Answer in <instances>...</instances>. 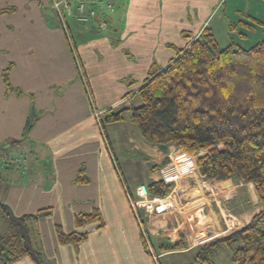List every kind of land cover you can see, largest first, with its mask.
Segmentation results:
<instances>
[{"label": "crops", "instance_id": "crops-1", "mask_svg": "<svg viewBox=\"0 0 264 264\" xmlns=\"http://www.w3.org/2000/svg\"><path fill=\"white\" fill-rule=\"evenodd\" d=\"M227 2L114 0L105 29H98L94 20L67 24L66 33L50 0H0V150L2 156L19 155L27 164L24 173L13 167L0 170V203L17 217L48 213L37 221L39 245L47 260L54 264H158V260L175 258L172 264H193L202 241L222 238L242 227L246 215L257 207L253 188L237 179L213 181L224 186L223 192L210 191L206 185L194 191L197 158L172 144L138 140L135 129L126 132L121 151L132 164L143 163L137 168L130 164L127 174L122 172L115 167V138L107 128L126 124V119L104 127L108 149L92 115L95 110L116 111L125 99L127 106L138 104L136 93L150 68L167 67L177 51L187 49L205 28L214 37L218 27L230 34L233 22L225 14ZM231 13L257 19V13L236 7ZM6 69L10 90L2 78ZM30 120L34 121L24 135ZM180 162L187 163L192 174L180 181L174 197L178 205L173 202L172 209L161 215L138 209L137 220L128 200L146 196L148 181H160V171L172 172ZM153 166L157 172L150 174ZM81 167L86 184L77 182ZM95 209L101 215V228L98 222L74 227L75 215ZM57 226L64 234L86 233L87 240L77 250L60 244ZM178 243L181 248L172 249ZM187 256L190 259L184 262ZM13 264L34 263L22 258Z\"/></svg>", "mask_w": 264, "mask_h": 264}, {"label": "trees", "instance_id": "trees-1", "mask_svg": "<svg viewBox=\"0 0 264 264\" xmlns=\"http://www.w3.org/2000/svg\"><path fill=\"white\" fill-rule=\"evenodd\" d=\"M234 27L231 25L230 30ZM75 60L85 91L90 94L80 61ZM2 78L10 90L8 69ZM136 96L138 104L108 110L100 118L108 149L104 127L123 122L127 111L140 140L149 145L172 144L189 157H197L198 171L206 180L237 179L254 190L257 207L246 215L245 224L222 238L202 241L193 264H215L214 257L223 248L232 251V264H264V42L248 49H220L213 33L205 28L187 49L177 51L176 59L167 67H151ZM33 121L26 122L24 135ZM157 169L153 166L150 174ZM77 182L88 183L83 167ZM146 190L150 196L165 197L171 186L150 180ZM46 216L48 213L40 211L17 217L0 203V219L5 225L0 233L2 264L22 258L34 264H54L45 258L39 245L37 221ZM97 222L101 228V215L96 209L74 216L76 229ZM55 233L58 243L75 250L87 240L86 233L64 234L58 226ZM140 235L143 240L142 231ZM180 248L181 243L172 247Z\"/></svg>", "mask_w": 264, "mask_h": 264}, {"label": "rangeland", "instance_id": "rangeland-1", "mask_svg": "<svg viewBox=\"0 0 264 264\" xmlns=\"http://www.w3.org/2000/svg\"><path fill=\"white\" fill-rule=\"evenodd\" d=\"M75 2L76 0H71V3L73 5L75 4ZM235 7L239 8V10L243 9L245 12H249L251 15L257 13L256 18L259 22L254 21L247 16H243L242 14L235 16L233 13H231ZM225 9H226L225 14L233 22L232 24L233 27L234 26L235 27L233 30H230L229 32L230 34H227L226 32H224V30L220 27L217 28L216 34H215V40L217 41L218 47L220 49L227 48L228 46H232L233 49H237V48L248 49L258 42H264V2H262L261 0H244L242 1V3H240V1H237V0H228L227 4H225ZM222 15L223 13L220 14V17H222ZM65 19L68 25L79 23L72 17H65ZM90 21H94V20L90 19ZM239 22H243L245 25H240ZM79 24H86V23H79ZM121 108H125V107L123 105H120L119 109ZM123 116L126 119V124H122L120 126H110L108 124L109 126L107 129H108L109 134L110 132L114 134L115 141L112 142V148H113L114 156L116 158V163H117L116 165L119 170L121 169L122 172L127 174L126 168L127 166L129 168L132 167L130 166V164H132V161L129 159L126 153H125L126 155L122 153L121 147L126 144V132L132 129H135L134 131H137V130L129 121V112L127 111L124 112ZM137 139L140 140L138 136V132H137ZM1 158H2V152L0 150V159ZM193 158H197V157H193ZM141 162L143 163V161H137L136 164L133 163L132 165L135 166V168H137L136 165H138V163L142 164ZM181 163L182 162L178 164L180 165ZM190 163H194V162L191 160ZM0 165H1V161H0ZM140 167L141 166H139V168ZM177 168H178V165L176 166V169ZM191 169L193 170V168ZM2 171L3 170H1V172ZM198 173L195 175V182L193 184V186H195L194 191L200 189V187L203 185H206L207 187H209L210 191H217V192L226 191L223 185L219 183H214L213 181L206 182V180L200 175V173L199 174ZM191 174H192V171H189L188 173L182 175V178L185 176H190ZM135 179H137V177H135ZM127 181H129L128 177H127ZM212 185L214 188L211 187ZM178 186L180 187V183H178ZM177 205H176V201L174 200V206H177ZM252 205H256V204L255 203L248 204L246 205V209H250ZM4 228H5V225L0 219V233L4 231ZM231 255H232L231 250L223 248L219 250L217 254L215 255L214 263L215 264H232ZM174 259L175 258L158 260V264H172ZM189 259H190V256L182 258L184 262H188Z\"/></svg>", "mask_w": 264, "mask_h": 264}, {"label": "built area", "instance_id": "built-area-1", "mask_svg": "<svg viewBox=\"0 0 264 264\" xmlns=\"http://www.w3.org/2000/svg\"><path fill=\"white\" fill-rule=\"evenodd\" d=\"M50 6L54 11L56 18L61 26V28L68 33V27L65 17H72L79 23H87L90 19L97 22V27L100 30L106 28V23L109 14L114 8V0H76L75 4L71 3V0H50ZM128 101V99H127ZM126 99L119 105L126 104ZM93 118L96 120L97 125L100 127V118L103 115L100 111H93ZM172 153L168 155L171 159ZM1 169H7L13 167L20 173H24L27 169L25 160L19 155L13 156H2L0 159ZM190 168L187 163L182 162L177 169L172 172L160 171L161 181L171 186V190L165 197L150 196L147 194L139 200L129 199L128 205L130 210L136 215L138 209L152 210L157 215L168 213L174 202V197L178 194V183L182 179V175L188 173ZM162 173L164 175H162Z\"/></svg>", "mask_w": 264, "mask_h": 264}]
</instances>
